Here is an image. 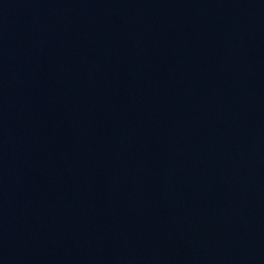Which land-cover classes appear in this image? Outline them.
<instances>
[{"label": "water", "instance_id": "1", "mask_svg": "<svg viewBox=\"0 0 264 264\" xmlns=\"http://www.w3.org/2000/svg\"><path fill=\"white\" fill-rule=\"evenodd\" d=\"M0 264H264V0H0Z\"/></svg>", "mask_w": 264, "mask_h": 264}]
</instances>
